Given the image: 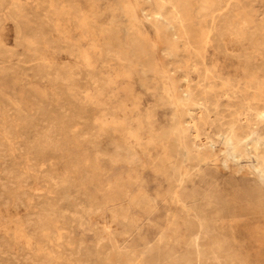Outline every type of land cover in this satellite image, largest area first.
I'll use <instances>...</instances> for the list:
<instances>
[{"label": "rangeland", "instance_id": "1", "mask_svg": "<svg viewBox=\"0 0 264 264\" xmlns=\"http://www.w3.org/2000/svg\"><path fill=\"white\" fill-rule=\"evenodd\" d=\"M261 139L264 0H0V264H264Z\"/></svg>", "mask_w": 264, "mask_h": 264}, {"label": "bare ground", "instance_id": "2", "mask_svg": "<svg viewBox=\"0 0 264 264\" xmlns=\"http://www.w3.org/2000/svg\"><path fill=\"white\" fill-rule=\"evenodd\" d=\"M151 1V3L153 2V0H150ZM129 2H131V0H119V4H120V8H121V10L122 11H126V7L128 6V4H129ZM134 3V2H133ZM136 4V7H138L139 9H140V4H137V3H135ZM138 11V10H137ZM223 11H224V9H223ZM139 13V12H138ZM137 13V14H138ZM155 14H156V16L157 17H159L160 19L162 18L163 20H164V16H163V14L162 13H159V12H155ZM139 15V14H138ZM125 16V15H124ZM144 17V16H143ZM161 19V20H162ZM166 22V21H165ZM116 24V23H115ZM215 26V25H214ZM124 27V26H123ZM124 30H126V29H124ZM116 31V30H115ZM115 33H117V32H115ZM132 34V33H131ZM155 35V34H154ZM175 35V34H174ZM134 48L131 50V54H132V56L133 57H138V56H141V55H146V57H147V67L149 68V69H155V68H157V67H160L161 68V70H162V72L163 73H167L168 72V70H167V67H166V65H165V63H164V59H163V57H162V52H165L166 51V48L165 47H161L159 44H156V43H154L153 45H154V51L153 52H151L150 54H147L146 53V50L144 49V47H143V45L139 42V41H137L136 39H134ZM121 43V42H120ZM127 43H125V45H126ZM103 46V45H102ZM127 46V45H126ZM240 48V47H239ZM109 49V48H108ZM249 59V58H248ZM248 61V60H247ZM262 68V67H261ZM43 69V68H42ZM38 70V69H37ZM49 72V71H48ZM81 72V71H80ZM62 74V73H61ZM90 76V75H89ZM91 78V77H90ZM101 79V78H100ZM96 81V80H95ZM94 84V83H93ZM99 85V84H98ZM12 103V102H11ZM68 112V111H67ZM55 113V112H54ZM82 113V112H81ZM64 114V113H63ZM67 114V113H66ZM61 115V114H60ZM49 116V115H48ZM59 116V115H58ZM72 116H74V115H72ZM90 116V115H89ZM65 117H66V115H65ZM70 117V116H69ZM77 117V116H76ZM75 117V118H76ZM73 118V117H72ZM28 119V118H27ZM54 118H52V120H53ZM79 119V118H78ZM61 120V119H60ZM65 120V119H64ZM73 120V119H72ZM22 121H23V119H22ZM62 121H63V118H62ZM66 121V120H65ZM68 122V121H67ZM54 123V122H53ZM180 124H181V126H183L184 125V122L183 121H180ZM58 125H59V122H58ZM57 125V126H58ZM27 127V126H26ZM46 127V126H45ZM53 127V126H52ZM53 130V129H52ZM20 133V132H19ZM37 133H38V131H37ZM47 133V132H46ZM30 134V133H29ZM102 135V134H101ZM57 136V135H56ZM99 137H100V135H98ZM194 136V135H193ZM23 137V136H22ZM50 137V136H49ZM197 137H198V135H197ZM34 138V137H33ZM36 138V137H35ZM44 138V137H43ZM50 138H52V136L50 137ZM113 139H115L114 137H112ZM46 139V138H45ZM97 139H98V137H97ZM112 139V140H113ZM119 139V138H118ZM47 140V139H46ZM111 140V141H112ZM37 141V140H36ZM115 141V140H114ZM30 142V144H31V141H29ZM122 142V141H121ZM227 142L228 143H233L232 142V140L231 139H227ZM47 143H49V142H47ZM61 143V142H60ZM114 143H116V142H114ZM50 144V143H49ZM17 145V144H16ZM18 146V145H17ZM117 146V145H116ZM122 146V145H121ZM211 146V145H210ZM263 146H264V140L263 139H261V140H257L256 141V143H255V146H254V150H255V157H257V158H260V156L262 157V155H261V149L263 148ZM26 147H27V145H26ZM107 147V146H106ZM44 148V147H43ZM127 148V147H126ZM32 149V148H31ZM35 149V148H34ZM96 149V148H95ZM38 150H40V149H38ZM122 151H125V153H123ZM98 152L99 153H101V154H106V155H108L109 156V159H111V161H113V162H115V163H118V162H121V161H124V160H126L128 163H131V161H132V158H133V155H134V153L132 152V151H130V150H128V149H125V150H123V149H120L119 148V145H118V148H116L114 151H107V150H104V149H98ZM34 155V154H33ZM36 155V154H35ZM40 158V157H39ZM180 161H179V163L181 164V165H183V164H187V163H192V158H191V156H190V151L188 150V148L186 147L185 149H183L181 152H180ZM230 158H235V159H238V156L236 155V152H232V153H228V155H227V157H226V159H225V163L226 164H228V162H229V159ZM39 161V160H38ZM140 162V161H139ZM139 162H136V163H139ZM197 166H198V164H196V165H194V167H193V170H194V173L198 170V168H197ZM155 167H156V165H155ZM187 167V166H186ZM245 166L244 165H241L239 168H237L236 169V171L238 172V171H240V170H242V168H244ZM184 168H185V166H184ZM253 168L260 174V177H261V180H263V183H264V166H262V165H253ZM158 168H156V170H157ZM152 170V169H151ZM188 171V170H187ZM87 172H88V170H87ZM182 172H183V169H182ZM91 173V172H90ZM193 173V172H192ZM191 173V174H192ZM193 173V174H194ZM192 174V175H193ZM88 175V174H87ZM191 175V176H192ZM85 176V175H84ZM138 178H139V173H136L134 176H133V181H137L138 180ZM171 178H173V176L171 177ZM190 177H188L187 176V173L186 174H184V173H181V174H179L178 176H175L174 177V188H173V191H172V199H173V201L172 202H174L175 204H179V205H181L182 206V208H183V210H184V208L185 207H187L186 205H185V203H184V201L182 200V197H181V188L187 183V181H188V179H189ZM94 180V179H93ZM129 180V179H128ZM173 180V179H172ZM132 181V182H133ZM131 182V181H130ZM173 184V183H172ZM78 186V185H77ZM121 187V186H120ZM112 200V199H111ZM115 200V199H114ZM170 200V199H169ZM139 201V200H138ZM100 206V205H99ZM142 209V208H141ZM194 210V209H193ZM124 212V211H123ZM125 212H127V211H125ZM53 213V212H52ZM125 214V213H124ZM116 215V214H115ZM171 216H172V214H171ZM197 218H199V217H197ZM82 220V219H81ZM200 223V222H199ZM199 223H197L196 225H199ZM192 227V226H191ZM199 227H201V226H199ZM163 236H164V234H163ZM161 237V236H160ZM161 241V240H160ZM197 241V240H196ZM189 242V241H188ZM159 244H160V242H159ZM158 244V245H159ZM196 244V243H195ZM80 245V244H79ZM150 245V244H149ZM148 247V246H147ZM119 250V249H118ZM160 250V249H159ZM120 251V250H119ZM79 252V251H78ZM80 253V252H79ZM142 253V252H141ZM143 254V253H142ZM141 254V255H142ZM215 254V253H214ZM103 255V254H102ZM96 256V255H95ZM108 256V255H107ZM156 256V255H155ZM103 257V256H102ZM104 258H105V256H104ZM107 258V257H106ZM140 258V257H139ZM137 261L139 262V259H138V257H137ZM136 261V262H137Z\"/></svg>", "mask_w": 264, "mask_h": 264}]
</instances>
